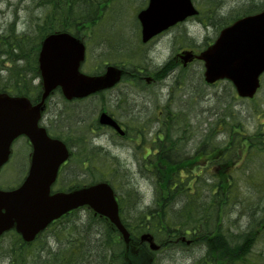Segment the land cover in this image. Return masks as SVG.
<instances>
[{"label": "rangeland", "instance_id": "374dc122", "mask_svg": "<svg viewBox=\"0 0 264 264\" xmlns=\"http://www.w3.org/2000/svg\"><path fill=\"white\" fill-rule=\"evenodd\" d=\"M126 2L0 0L1 89L17 93L12 91L17 77L14 67L21 70V82L29 84L32 92L41 89L37 73L40 42L55 29H67L83 38L87 48L84 72L100 73L109 64L128 72L115 87L91 97L67 101L57 91L50 98L42 123L72 150L53 189L108 181L120 198L121 217L136 235L150 230L159 242L168 238L164 225L154 231L142 219V212L158 208L166 211L165 225L184 230L179 237L201 235L212 221L211 229L216 236L222 235L221 247L228 250L207 251L205 241L200 240L190 246L172 242L154 252V264H264V73L254 98L239 96L229 80L208 84L204 62L199 59L186 66L179 59L168 75L160 72L165 77L158 79V71L175 60L178 52H200L216 40L225 25L243 15L193 16L144 43L137 10L132 2L126 7ZM248 2L253 1H236ZM12 53L18 56L12 57ZM103 111L121 124L125 136L99 123ZM211 127L215 133L207 148L221 153L228 150V161L219 159L223 154L216 152L208 159L197 158L193 166L188 162L190 169L179 171L188 182L198 179L197 191H183L171 204L159 203L162 188H156L155 166L149 163L167 150L166 133L192 157ZM31 151L27 138L18 137L9 161L0 170L1 187L22 183ZM222 182L226 186L221 192ZM189 200V211H196L193 220L205 215L208 219L205 216L200 223L191 220L187 224ZM17 238L8 232L0 239V264H12L15 256L26 264H123V242L88 208L54 223L26 247H20ZM247 239L251 240L249 253L241 261L234 260L228 243L234 247Z\"/></svg>", "mask_w": 264, "mask_h": 264}, {"label": "water", "instance_id": "95a60500", "mask_svg": "<svg viewBox=\"0 0 264 264\" xmlns=\"http://www.w3.org/2000/svg\"><path fill=\"white\" fill-rule=\"evenodd\" d=\"M189 2L151 0L150 5L138 15L143 41L147 42L195 15L197 10ZM85 55L86 46L80 38L67 32L49 34L43 40L39 54L43 84L41 101L34 104L26 96L0 92V169L9 160L12 143L17 137L27 135L33 146L29 173L22 185L13 190L0 188V236L15 227L25 241L31 242L54 219L81 205H88L119 230L126 244L128 264H152V255L143 246H138V240L124 225L117 195L110 183L101 181L69 192L51 193V186L70 151L64 141L49 136L46 128L39 125L46 98L58 86L68 99L84 97L115 86L124 73V69L115 65L107 66L102 74L84 73L81 64ZM178 56L184 65L196 57L204 60L207 82L228 78L240 96L254 97L264 72V11L241 17L223 28L216 41L200 54L184 50ZM100 122L124 134L109 114L102 113ZM141 241H147L152 250L161 247L149 232L141 235Z\"/></svg>", "mask_w": 264, "mask_h": 264}, {"label": "trees", "instance_id": "16d2710c", "mask_svg": "<svg viewBox=\"0 0 264 264\" xmlns=\"http://www.w3.org/2000/svg\"><path fill=\"white\" fill-rule=\"evenodd\" d=\"M61 28H65V27H61ZM10 45L13 46L11 43H10ZM15 55H17V54L12 53V57H14ZM17 59H18V57H16L13 61H16ZM171 61H174L175 64L168 70L163 68L161 70V72H166V74H167L174 66L178 65V62L176 60L172 59ZM14 71H17V77L15 80L17 84L13 87L12 91H15V92L21 93V94H26V95L27 94L30 95L31 93L36 94L37 91L32 92L33 89L30 87L29 84H26L25 81H24V83L21 82V74H22L21 70L18 69L17 67H14V68H12V72H14ZM2 90H5V89H2ZM214 131H215V129L211 127L207 133V136H206V139L204 140L203 145L197 150L196 155H194L192 157L186 156L184 154V152H182L180 150V148L176 147V145L178 143L177 139H175L171 134L166 133L167 143H168L167 150H162V153L160 152L159 154H157L152 159V162L155 166L154 178H155L156 188L157 189H159L160 187L162 188L160 195H158V197H159L158 202L159 203H165V204L170 203L171 204L172 200L175 197H177L178 194L182 193L183 191L189 192V193L192 192L193 194L197 191L198 179L192 178V180L190 182H188L183 176H181L180 171L182 173L185 169H187V170L190 169L188 162L191 163L193 166L194 162L196 161L197 158L208 159V157L210 155H213V157H214V155L216 156V152L221 153V150H217V148H212V147L210 149L207 148V146L211 145L209 142V139L214 136V133H215ZM221 154H223V155L218 156V158L221 159L222 161H228L229 151L225 150V152H223ZM179 169H180V171H179ZM199 174H197V177L199 176ZM196 179H197V181H196ZM222 183L223 184H222L221 192L223 191L224 186H226L225 182H222ZM227 185L230 186V184H227ZM214 202H211V206H213V207H214ZM186 207H187L188 211L191 209L190 200L188 201ZM165 213H166V211L164 209L162 211H160L157 208L156 211L150 210L148 212H142V219H145V221L148 222V228H150L151 230H154V231L159 230L162 228L161 226L164 225L166 230H167V233H172L173 231H175L172 228V225L170 223L168 225H165V223H164ZM194 214H196L195 210L189 211L186 214V217H187L186 223L187 224H192L191 220L194 219ZM205 216H204V218H205ZM207 216H206V219H208V217H209V216L208 217ZM203 219L193 220V222L194 223H197V222L200 223ZM211 222L206 223V227L204 229L205 231L201 235L198 234V236L200 237V241H205L204 243H206V245L209 248H211V249L220 248L222 235L219 234L216 236L215 232H213V229H211V227L213 226V225H211ZM148 231H150V230H148ZM131 232L133 233L134 236H138L132 230H131ZM180 232L184 233V230L180 231ZM152 233H154V232H152ZM17 236H18L17 242H19L20 247L28 246V244L26 242H24L19 235H17ZM228 245H229V247H228L229 251H231V253H233V255H234L233 259L236 261H241L242 258H244L245 255L249 253L247 250H248L249 246H251V240L247 239L242 245L238 244L234 247H230L229 243H228ZM246 245H247V247L245 248L244 251H242L243 247ZM138 246L140 247V245H138ZM224 248L226 249V246ZM241 251H242V253L243 252L244 253L241 254ZM123 260H124V257H123ZM123 260H122V263L127 264V262L125 260L124 261ZM12 264H26V262L22 261L18 256H15Z\"/></svg>", "mask_w": 264, "mask_h": 264}, {"label": "flooded vegetation", "instance_id": "af4514ba", "mask_svg": "<svg viewBox=\"0 0 264 264\" xmlns=\"http://www.w3.org/2000/svg\"><path fill=\"white\" fill-rule=\"evenodd\" d=\"M190 4L197 9L198 15H221V14H234V15H247L256 14L264 10V3L258 0H251L248 3H236L237 0H189ZM234 1V2H230ZM131 0H127L126 7H129ZM151 0H134L131 4L134 11L137 13L146 9L150 5ZM175 11V7L172 12Z\"/></svg>", "mask_w": 264, "mask_h": 264}, {"label": "bare ground", "instance_id": "6f19581e", "mask_svg": "<svg viewBox=\"0 0 264 264\" xmlns=\"http://www.w3.org/2000/svg\"><path fill=\"white\" fill-rule=\"evenodd\" d=\"M175 64V62L174 61H171V60H169L167 63H165L162 67H161V70L164 68V69H166V70H168V69H170L173 65ZM115 66H117V67H119V68H122V67H120V66H118V65H115ZM176 66H174L169 72H171L174 68H175ZM123 69V68H122ZM161 70H159L158 71V73H160L161 72ZM124 72L127 74L128 72L127 71H125L124 70ZM125 74V75H126ZM124 75V76H125ZM165 77V75L163 74V73H160V74H158V79H163ZM156 78V77H155ZM17 83H16V81L14 82V85L13 86H15ZM119 125H121L120 123H119ZM149 164H153V163H149ZM178 234H181V232H180V230H178V229H176L175 231H173L172 233H167V235H168V238L166 239V240H164L163 242H159V240L156 238V236H155V240H156V242L158 243V244H161V245H163V246H167V245H170L172 242H176V239L179 237L178 236ZM191 240V242H189V243H187V245L188 246H190V245H194V244H197L198 243V241L200 240V237L197 235V236H195V238H193V239H190ZM140 246H142V245H140ZM223 248L220 246V248H213V249H211V248H209L208 247V249H207V251H214V252H216L217 250H222ZM125 254H126V249H124L123 250V257H124V260H125Z\"/></svg>", "mask_w": 264, "mask_h": 264}]
</instances>
